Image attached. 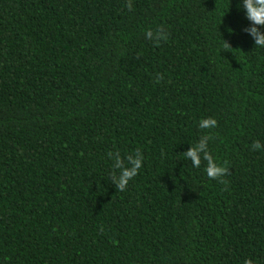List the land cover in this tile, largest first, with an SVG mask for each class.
I'll return each mask as SVG.
<instances>
[{
	"label": "trees",
	"instance_id": "16d2710c",
	"mask_svg": "<svg viewBox=\"0 0 264 264\" xmlns=\"http://www.w3.org/2000/svg\"><path fill=\"white\" fill-rule=\"evenodd\" d=\"M0 264H264V0H0Z\"/></svg>",
	"mask_w": 264,
	"mask_h": 264
}]
</instances>
